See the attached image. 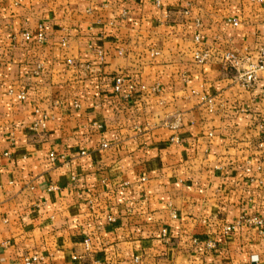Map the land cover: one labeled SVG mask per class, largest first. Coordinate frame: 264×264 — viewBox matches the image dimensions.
<instances>
[{"label": "crops", "instance_id": "0c3cea01", "mask_svg": "<svg viewBox=\"0 0 264 264\" xmlns=\"http://www.w3.org/2000/svg\"><path fill=\"white\" fill-rule=\"evenodd\" d=\"M263 41L264 0H0V264H264L223 233L264 220V79L223 59Z\"/></svg>", "mask_w": 264, "mask_h": 264}, {"label": "built area", "instance_id": "2783aa9c", "mask_svg": "<svg viewBox=\"0 0 264 264\" xmlns=\"http://www.w3.org/2000/svg\"><path fill=\"white\" fill-rule=\"evenodd\" d=\"M259 1H263V0H259ZM232 23L234 25H238L237 19H232ZM24 36L27 39H30L32 37L31 33L28 32H25ZM44 37H45L44 33L42 31H39L37 34V40L43 41ZM196 39L199 40V35L196 36ZM99 54L102 55L101 50H99ZM194 57L196 62L203 64L208 62L212 58V55L209 51L202 50L195 52ZM223 59L231 67L236 69L237 74L235 77L245 88L249 89L256 80L260 79V74L262 75L261 77L264 79V41L258 49L257 58L253 61L248 59L249 60L248 66L245 69H241L242 68L241 64L243 63V61L241 56L236 52L225 51L223 54ZM123 83H124V78L120 76L117 77L115 80V90L119 91ZM18 97L19 99H25V94L20 93ZM47 120H48V115H43L40 119H38L34 123L32 129L36 130L40 127L42 128L45 127ZM50 158L54 159L55 154L50 153ZM57 188L58 187L55 185L50 186V190H55ZM109 220L115 221V218L109 217ZM263 224H264V220L257 215H251V216L243 215L239 219H237L234 223L225 225L223 228V233L225 235H231L240 226H253V227L261 228ZM163 235L166 236V229H163ZM84 245H85V249L89 251L91 247L89 238L84 239ZM209 246L213 247L214 243H210ZM78 258H79L78 256H74V259H78ZM37 259L38 257H33V261H36ZM26 264H32V261L27 259Z\"/></svg>", "mask_w": 264, "mask_h": 264}]
</instances>
